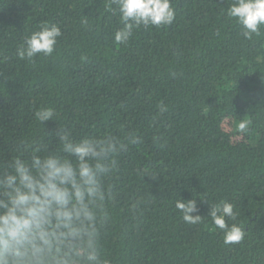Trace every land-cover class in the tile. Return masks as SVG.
<instances>
[{
    "label": "trees",
    "instance_id": "obj_1",
    "mask_svg": "<svg viewBox=\"0 0 264 264\" xmlns=\"http://www.w3.org/2000/svg\"><path fill=\"white\" fill-rule=\"evenodd\" d=\"M0 264H264V0H0Z\"/></svg>",
    "mask_w": 264,
    "mask_h": 264
}]
</instances>
